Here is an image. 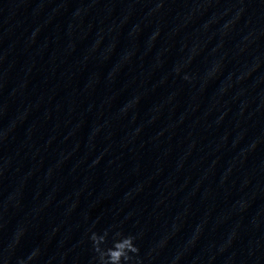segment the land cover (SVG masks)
I'll return each mask as SVG.
<instances>
[{"label":"clouds","instance_id":"1","mask_svg":"<svg viewBox=\"0 0 264 264\" xmlns=\"http://www.w3.org/2000/svg\"><path fill=\"white\" fill-rule=\"evenodd\" d=\"M109 231L106 229L102 234L92 232L89 237L93 250L97 254L96 264H133L134 257H137L140 251L135 243L136 237L115 231L109 240ZM16 242H19V235ZM38 255L39 249H36L27 257V261H31ZM27 261L21 260L19 264H27Z\"/></svg>","mask_w":264,"mask_h":264}]
</instances>
